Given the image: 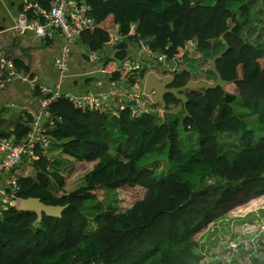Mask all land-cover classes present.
Here are the masks:
<instances>
[{
    "label": "trees",
    "instance_id": "trees-1",
    "mask_svg": "<svg viewBox=\"0 0 264 264\" xmlns=\"http://www.w3.org/2000/svg\"><path fill=\"white\" fill-rule=\"evenodd\" d=\"M35 1L44 8L50 3ZM75 1L90 6L94 27L79 36L89 50L103 47L111 25L124 35L107 60H124L128 45L139 41L152 52L171 57L194 40L184 62H206L226 43L216 68L227 84L225 89H185V109L165 94L163 118L132 115L128 106L109 116L55 99L48 108L53 117H60L47 131L53 139L52 155H39L31 173L18 177L16 195L66 207L59 217L42 214L37 221L34 212L9 206L0 219V264H200L204 255L196 236L236 207L264 195V65L259 62L264 47L250 45L242 35L251 19L250 5L246 0ZM131 25L134 34H129ZM18 67L15 60L16 72ZM146 70H133V79L127 81L142 77ZM191 71L180 69L171 86L184 85ZM119 75L113 72L111 79ZM207 75L213 81V73L207 70ZM229 84L232 91L226 90ZM239 109L255 115L262 129L257 141ZM30 121L26 114L0 136L18 142ZM221 135H233L236 149L221 148ZM191 136L196 147L189 151L183 138ZM162 154L174 168L158 177L150 160L159 161ZM66 159L93 162L82 184L69 191L62 173ZM121 187L140 188L143 193L124 210L115 206L97 211L101 204L95 202L96 191L113 193L114 201ZM258 250L263 259L257 263L264 264V243Z\"/></svg>",
    "mask_w": 264,
    "mask_h": 264
},
{
    "label": "built area",
    "instance_id": "built-area-1",
    "mask_svg": "<svg viewBox=\"0 0 264 264\" xmlns=\"http://www.w3.org/2000/svg\"><path fill=\"white\" fill-rule=\"evenodd\" d=\"M49 2L48 8H44L35 0H20L17 18L10 29L17 34L32 32L40 38L49 37L54 31L58 33L64 42L54 56L52 65L62 77L69 72V60L75 41L82 31L94 27V20L89 15L90 6L83 1L49 0ZM105 32L107 39L103 47L98 51H91L87 48L85 54L89 61H96L101 57L105 59L103 71L109 75L117 71L120 74L118 79H112L111 82L98 79L92 90L79 95L63 92L59 84L52 89L40 87L42 98L38 100L37 107L31 112L30 128L24 137L15 142L13 137L0 136V219L13 202L17 207L19 199L16 195L19 189L17 180L23 174L18 168L26 166L27 170V168H32V162L37 160L39 155L47 158L52 155L50 147L53 139L47 131L54 125L55 120H60V117H53L48 108L55 99L62 98L77 109H96L109 116H117L118 112L126 106L130 108L132 115L146 113L159 116L158 103L151 98L150 94L144 93L147 74L153 72L158 79L167 76L174 77L175 73L184 68L187 54L195 47V41L188 40L182 47L177 48L174 55L168 57L165 53L152 52L146 44L139 41L137 42V55L129 56L128 54L122 61L107 60L106 57H112L117 45L125 37L115 24L106 28ZM134 33V25H131L129 34ZM0 64L1 70L7 73L8 81L19 77L28 80L26 75L16 73L9 61L1 58ZM143 68L147 70L142 77L132 82L127 81L133 79V70ZM11 105V103H6L2 107ZM228 248L231 258H234L238 253L239 244L230 242Z\"/></svg>",
    "mask_w": 264,
    "mask_h": 264
},
{
    "label": "crops",
    "instance_id": "crops-1",
    "mask_svg": "<svg viewBox=\"0 0 264 264\" xmlns=\"http://www.w3.org/2000/svg\"><path fill=\"white\" fill-rule=\"evenodd\" d=\"M19 9L20 0H0V59L9 61L13 69L16 60L18 69H21L16 73L28 78L19 77L6 85L0 83V131L11 129L15 121L22 120L26 114L31 115L40 99V87L52 89L59 84L63 92L79 95L92 90L98 79L112 81L111 75L102 69L105 59L101 57L96 61H89L85 54L87 47L81 44L79 38L72 47L68 74L59 76L53 68L52 60L64 39L55 31L45 38L37 37L32 32L15 33L10 27L16 20ZM136 48L137 46L134 48L133 45H128L129 56L138 54ZM207 61L197 59L184 63L187 70L197 67V71L192 70L191 79L211 81L207 75ZM1 69L0 64V76ZM35 89L39 90L38 95ZM6 103L12 105L2 107ZM18 170L24 172L23 174L31 173L26 170V166L19 167Z\"/></svg>",
    "mask_w": 264,
    "mask_h": 264
},
{
    "label": "rangeland",
    "instance_id": "rangeland-1",
    "mask_svg": "<svg viewBox=\"0 0 264 264\" xmlns=\"http://www.w3.org/2000/svg\"><path fill=\"white\" fill-rule=\"evenodd\" d=\"M246 2L250 5L252 15L250 22L243 29V38L252 46L257 48L264 47V0H246ZM131 45L134 48L138 47V43H131ZM259 62L261 65H264V59H260ZM191 68H193V71H197L196 66ZM199 81L213 82L212 80L208 82L204 79H199ZM232 89V84L226 86L227 91H232ZM179 108L180 106H177L176 109ZM237 111L243 113V117L246 119L248 125L254 128L255 141H257L262 133V129L258 126L255 115L250 114L245 109ZM191 137V139L186 141V138H183V147L189 151L194 150L196 147L194 136ZM234 140L233 135L219 136L221 148L224 149H236L237 144H235ZM164 156L162 154L159 161H156L155 158V160H150L151 163H155L153 167L158 177L164 176V174L174 168L173 165L169 166ZM65 161V168L62 173L65 179L64 188L69 191L82 184V177L93 166V162H81L75 159H66ZM27 171H32V168H27ZM142 193L143 190L140 188L137 190L135 188L121 187L115 191V200L110 201L113 199V193L109 195L104 193L103 190H97V201L95 202L101 204V207L97 211L107 210L115 206L119 210H124L135 199L139 198ZM196 239H198V249L204 255V260L200 264H228L229 261H231L229 264H258L257 261L263 259V255L258 249L260 248V243H264V195L236 207L228 214L227 218L225 217L208 224L196 236ZM230 242L238 243L241 247L244 246L243 248L240 246L238 248V253H236L235 257L237 258L238 256L237 261H233L232 259L234 258L230 256V249L228 248ZM249 248H252V252L248 251ZM227 259L230 260L227 261Z\"/></svg>",
    "mask_w": 264,
    "mask_h": 264
},
{
    "label": "water",
    "instance_id": "water-1",
    "mask_svg": "<svg viewBox=\"0 0 264 264\" xmlns=\"http://www.w3.org/2000/svg\"><path fill=\"white\" fill-rule=\"evenodd\" d=\"M222 39V37H221ZM227 49V44L225 43L224 49L219 52L218 54L214 55L210 59H208V69L211 71L215 79L212 83H207L205 81H196L193 79L187 80V82L180 86L175 87L171 86L174 78L167 76L163 77L162 79H158L157 76L153 72H149L145 79L144 84V93L150 94L151 98L156 101L160 106V116H164V112L166 109V101L164 99L165 94H171L176 100L181 102L183 109H185L186 103V96H185V89L191 88H214L216 86L225 89V85L227 81L222 79L220 73L216 68V60L219 59ZM193 72V71H191ZM0 83L6 85L7 83H11L7 80L6 72H2L0 76ZM187 113V112H186ZM15 205V202L12 203V206ZM65 205H51L45 204L40 201L37 197H27V198H19L17 201V209L21 211H32L37 215V221H39L42 217V214L47 216L59 217L61 215L62 210L65 208Z\"/></svg>",
    "mask_w": 264,
    "mask_h": 264
},
{
    "label": "clouds",
    "instance_id": "clouds-1",
    "mask_svg": "<svg viewBox=\"0 0 264 264\" xmlns=\"http://www.w3.org/2000/svg\"><path fill=\"white\" fill-rule=\"evenodd\" d=\"M2 72H6V71H3V70H1ZM7 74V73H6ZM40 98H42V96H40ZM156 102V101H155ZM159 105V104H158ZM160 107V106H159ZM28 115H30V114H28ZM31 116V115H30ZM159 116H160V113H159ZM32 119V118H31ZM30 127V126H29ZM12 137V136H11Z\"/></svg>",
    "mask_w": 264,
    "mask_h": 264
}]
</instances>
